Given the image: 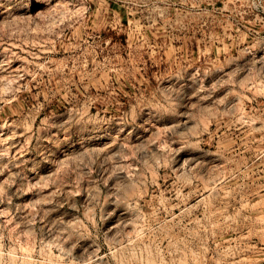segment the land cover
Wrapping results in <instances>:
<instances>
[{"label":"rangeland","instance_id":"374dc122","mask_svg":"<svg viewBox=\"0 0 264 264\" xmlns=\"http://www.w3.org/2000/svg\"><path fill=\"white\" fill-rule=\"evenodd\" d=\"M0 264H264V0H0Z\"/></svg>","mask_w":264,"mask_h":264}]
</instances>
